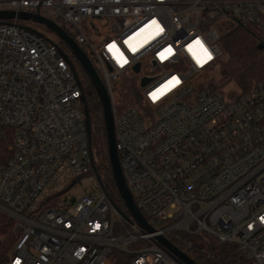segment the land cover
<instances>
[{"label": "built area", "instance_id": "1", "mask_svg": "<svg viewBox=\"0 0 264 264\" xmlns=\"http://www.w3.org/2000/svg\"><path fill=\"white\" fill-rule=\"evenodd\" d=\"M0 11L50 19L87 51L111 101L125 182L153 228L97 175L70 56L4 20L0 216L17 236L6 264H183L158 241L173 231L206 233L264 264V82L234 98L202 83L223 57L224 32L251 27L264 38V0H0ZM129 77L134 105L120 97ZM62 176L67 190L85 176L95 184L69 207L51 206Z\"/></svg>", "mask_w": 264, "mask_h": 264}, {"label": "trees", "instance_id": "2", "mask_svg": "<svg viewBox=\"0 0 264 264\" xmlns=\"http://www.w3.org/2000/svg\"><path fill=\"white\" fill-rule=\"evenodd\" d=\"M66 30L68 32V29ZM220 41L223 57L217 65L219 66V83L235 84L239 93L242 94L256 84L264 82V38L256 29L234 26L222 34ZM61 42V47L65 46L69 49L62 40ZM260 45H263V48H260ZM84 51L87 54L85 49ZM70 60L78 74L85 104L89 110L91 124L89 143L97 175L113 202L128 213L117 189L111 168L107 128L100 98L80 62L73 55L70 56ZM209 88L212 91H218V82H211ZM136 92L137 78H127L122 83L120 92L125 105L135 104ZM240 94L235 93L230 97L234 98ZM13 227L12 221L0 216V236L7 237L0 247V264L7 263L15 245L17 236L13 232ZM166 238L197 264H255L244 256L238 246L221 243L206 233L173 231L168 233Z\"/></svg>", "mask_w": 264, "mask_h": 264}, {"label": "water", "instance_id": "3", "mask_svg": "<svg viewBox=\"0 0 264 264\" xmlns=\"http://www.w3.org/2000/svg\"><path fill=\"white\" fill-rule=\"evenodd\" d=\"M33 20L46 27H48L57 37H59L69 48L72 55L80 62L87 75L89 76L93 86L95 87L98 96L100 98L104 119L107 128V137H108V146H109V157L113 176L115 183L121 199L124 202V205L130 214V216L144 229L147 231H153V228L148 224L144 215L140 212L136 206L133 196L125 182L123 171L121 168L119 155L116 147V138H115V128L113 121V112L111 101L107 92L106 87L102 83L97 71L94 68V65L85 51L71 38V36L60 26L52 22L50 19L44 18L40 15H32L29 13H16L14 11H0V21L4 20ZM260 48H263V45H260ZM65 55V54H64ZM71 68L75 71L72 62L70 61ZM136 72H139V66L136 67ZM148 82L147 79L142 81V85H145ZM85 103V98L83 97ZM85 124L87 127L88 134L91 133V124L89 117V110L85 104ZM159 243L164 247V249L170 253L176 260L180 261L183 264H197L193 259L187 256L184 252L179 250L175 245H173L166 237L161 236L158 238Z\"/></svg>", "mask_w": 264, "mask_h": 264}, {"label": "rangeland", "instance_id": "4", "mask_svg": "<svg viewBox=\"0 0 264 264\" xmlns=\"http://www.w3.org/2000/svg\"><path fill=\"white\" fill-rule=\"evenodd\" d=\"M20 24L32 29H35L39 31L40 33L44 34L47 36L48 39H51L59 44H61V39L55 35L48 27L33 21V20H19ZM63 47V46H62ZM66 47L64 46L63 49L66 51V53L71 56L72 53L69 49H65ZM219 66L213 69L212 73H209L202 79L203 84H210L211 82H218V92L223 94V95H235L240 94L239 89L235 84L232 83H219L220 81V75L218 72ZM232 98V97H231ZM69 184V179L66 176H62L58 179L56 184L54 185L53 189L59 192H63L60 196L57 198L53 199L50 203L51 206H63V207H69L68 204H66L65 200L67 202L69 199H71L74 195L81 196L87 191L91 190L94 187L95 184V179L91 176H85L80 179H78V182L70 189H66V187ZM67 190V191H66ZM7 237L6 236H0V247L4 244L6 241Z\"/></svg>", "mask_w": 264, "mask_h": 264}, {"label": "snow or ice", "instance_id": "5", "mask_svg": "<svg viewBox=\"0 0 264 264\" xmlns=\"http://www.w3.org/2000/svg\"><path fill=\"white\" fill-rule=\"evenodd\" d=\"M197 43L199 44L200 42L197 41ZM169 51H170V50H169ZM204 51H205V53H206V55H207V59H211V54H210V53H207V50H206V49H205ZM173 81H175L176 84L179 83V80H178L177 78H175V77H173ZM169 84H170L171 86H175V84H173L172 81H170ZM166 88H167V86H166ZM160 94L162 95L163 92H160ZM156 98H158L157 94H156V93H153V99H156Z\"/></svg>", "mask_w": 264, "mask_h": 264}]
</instances>
